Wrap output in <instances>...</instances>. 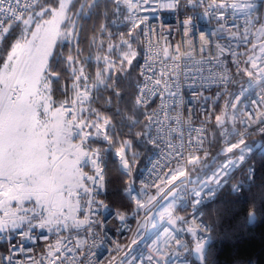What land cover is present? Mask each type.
Segmentation results:
<instances>
[{
    "label": "snow or ice",
    "instance_id": "6c2138e0",
    "mask_svg": "<svg viewBox=\"0 0 264 264\" xmlns=\"http://www.w3.org/2000/svg\"><path fill=\"white\" fill-rule=\"evenodd\" d=\"M161 10L176 15L174 29ZM9 40L0 54V264H93L108 220L122 228L129 219L125 199L144 220L108 264H216L209 244L222 217L209 225L197 216L235 173L248 177L232 184L237 197L255 184L264 0H0V46ZM185 88L202 109L198 126ZM254 146L264 154V141ZM109 153L124 183L117 202L100 197ZM144 157L150 174L138 179ZM247 203L248 223L264 219V183ZM41 240L37 261L25 245Z\"/></svg>",
    "mask_w": 264,
    "mask_h": 264
},
{
    "label": "trees",
    "instance_id": "16d2710c",
    "mask_svg": "<svg viewBox=\"0 0 264 264\" xmlns=\"http://www.w3.org/2000/svg\"><path fill=\"white\" fill-rule=\"evenodd\" d=\"M10 43L9 40L0 46V54L5 48L10 47ZM108 158L111 187L116 191H122L123 179L111 163V153H109ZM147 161V157L141 160L137 177ZM251 161L256 168V174L255 184L250 191L246 187L237 197L230 192L229 187H226L214 203L204 207L205 219L210 224L217 219V213L222 217L212 233L213 239L209 244L214 252L216 264H235L237 260L247 261L248 264H264V219H256L251 223L244 219L248 207L247 201L257 191V187L264 183V155L256 152ZM240 176L243 177L242 174ZM234 177L236 179L237 176ZM101 199L106 202H117L121 200V195H104ZM123 206L128 212L132 210V205L127 199L123 200ZM237 223L241 225L238 228L236 227Z\"/></svg>",
    "mask_w": 264,
    "mask_h": 264
},
{
    "label": "built area",
    "instance_id": "2783aa9c",
    "mask_svg": "<svg viewBox=\"0 0 264 264\" xmlns=\"http://www.w3.org/2000/svg\"><path fill=\"white\" fill-rule=\"evenodd\" d=\"M156 15H159L160 17H162L164 24L172 26L173 29L176 27V25L178 23L176 15L173 14V13H170L168 11L161 10ZM149 23H152L154 26L159 27V21H157L155 19V17H153L149 21ZM214 23L215 22H213V25H214ZM199 24H200V28L201 29H206V28L212 26V25L205 24V22L203 20H201L199 22ZM161 31L167 33L168 29H167V27H165V28L161 29ZM167 38L173 45L180 43V39H181L180 34L178 32H176V31H172L171 34L168 35ZM142 62L143 61L141 60V63ZM205 94L209 95L210 93L206 92ZM250 95H252V93H250ZM184 96H185L186 104H187V102L194 103V107H195L196 113H197L196 117H195V120H196V125L198 126L203 121V116L200 114L202 109L200 108V105L198 103H195V102L192 101V97H191V95H190V93H189L187 88L184 89ZM250 107L255 109L254 105H250ZM185 111H187V106L185 107ZM257 141H264V137H259V136H256V135L251 137L250 143H252L253 147H254L253 155L256 152L261 153L260 149L255 148V146H254L255 142H257ZM152 155H153V157H155V153H153ZM251 159H252V157H251ZM251 159H250L249 163L253 164ZM153 162H155V159L153 160ZM150 167L151 166H150V164L147 161L145 167L140 172V174L138 176V179H140V178L148 179L149 174H150L148 170H150ZM246 167H247V165H246ZM240 175L241 174L239 172L235 173L234 176H237L236 179H233L230 182V184L228 186H225L224 188L229 187V190L232 193V191H231L232 184H235L238 180H241V179H243V180H247L248 179L247 176L241 177ZM149 182H151V181L149 180ZM109 185H110V183H109ZM246 187H248L247 184L245 185V188ZM137 188H139V184H137ZM223 189L220 192H218L217 196L214 199H211V200L206 199L205 200V202L200 206V212H199V215L197 216V220L203 219V221L206 224L211 225L205 219L204 207L214 203L215 200L217 199V197L223 191ZM121 193H122V191H116L112 187L110 188L107 185L106 192L105 191H101L100 197H102L104 195H116V194H120L121 195ZM129 202L132 205V210L127 213L129 219L127 220L126 224L122 228L120 227V224H119L118 221H116V220H108V224H107V231H108L107 241H105L103 243L102 247L93 248L92 249L93 251L97 252V256L90 257V259L93 261V264H95V262L98 259H100V258H102V264H108V261L111 259L112 254L115 253L116 245L117 244H119L121 246L130 245L131 239L136 235L138 230H141V225L138 223V220L142 222L144 220V217L143 216L136 217L135 214H134V205H133V203L131 201H129ZM178 214H180V215H191L192 214V209L189 207L187 213H178ZM105 219H107V217H105ZM161 223H163V222H161ZM142 230L147 233V240L148 241L153 240V238L155 236V230H153L151 228V224L150 223L147 225L146 228H143ZM16 239H19V238L17 237ZM164 239L165 238L163 236V233H161V241H163ZM186 239L191 240V237L187 236ZM13 243H15V240H13ZM98 243H99V241H98ZM7 247L8 246L6 244L0 243V252L5 251ZM25 247L32 249L30 252L27 253V255L32 257V258H34V259H36L37 261H39L40 259L43 258V253H44V251L46 249V242L41 240L35 245L26 244ZM141 250H142V247L137 248V254ZM120 256H123V252L120 253ZM188 258H189L190 261H192V264H196L192 256H190ZM25 264H29V262L25 261Z\"/></svg>",
    "mask_w": 264,
    "mask_h": 264
},
{
    "label": "rangeland",
    "instance_id": "374dc122",
    "mask_svg": "<svg viewBox=\"0 0 264 264\" xmlns=\"http://www.w3.org/2000/svg\"><path fill=\"white\" fill-rule=\"evenodd\" d=\"M109 183H110V176H109V174H108V187L111 188V184L109 185Z\"/></svg>",
    "mask_w": 264,
    "mask_h": 264
},
{
    "label": "water",
    "instance_id": "95a60500",
    "mask_svg": "<svg viewBox=\"0 0 264 264\" xmlns=\"http://www.w3.org/2000/svg\"><path fill=\"white\" fill-rule=\"evenodd\" d=\"M193 259H194L195 263H196V264H198V262L195 260V258H194V257H193Z\"/></svg>",
    "mask_w": 264,
    "mask_h": 264
}]
</instances>
